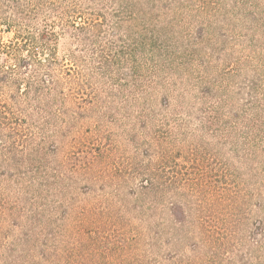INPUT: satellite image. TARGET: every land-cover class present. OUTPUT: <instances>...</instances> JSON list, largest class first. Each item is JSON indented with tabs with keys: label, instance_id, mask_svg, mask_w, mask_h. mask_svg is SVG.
<instances>
[{
	"label": "trees",
	"instance_id": "trees-1",
	"mask_svg": "<svg viewBox=\"0 0 264 264\" xmlns=\"http://www.w3.org/2000/svg\"><path fill=\"white\" fill-rule=\"evenodd\" d=\"M0 264H264V0H0Z\"/></svg>",
	"mask_w": 264,
	"mask_h": 264
}]
</instances>
